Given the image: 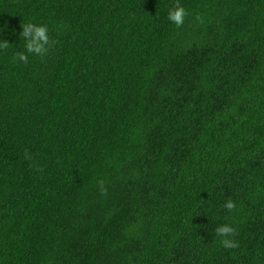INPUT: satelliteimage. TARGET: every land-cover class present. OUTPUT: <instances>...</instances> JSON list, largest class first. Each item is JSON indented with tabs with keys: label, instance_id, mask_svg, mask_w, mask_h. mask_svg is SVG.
<instances>
[{
	"label": "trees",
	"instance_id": "16d2710c",
	"mask_svg": "<svg viewBox=\"0 0 264 264\" xmlns=\"http://www.w3.org/2000/svg\"><path fill=\"white\" fill-rule=\"evenodd\" d=\"M176 3L0 0V264H264V0Z\"/></svg>",
	"mask_w": 264,
	"mask_h": 264
},
{
	"label": "clouds",
	"instance_id": "9594fccd",
	"mask_svg": "<svg viewBox=\"0 0 264 264\" xmlns=\"http://www.w3.org/2000/svg\"><path fill=\"white\" fill-rule=\"evenodd\" d=\"M187 14L185 8L179 3V0H177L175 7L169 9L167 20L174 26L181 27L185 22ZM19 37H22L24 40V51L15 54L14 62L27 64L30 56L43 57L52 46L47 25L27 23L23 26ZM4 47H7V44L0 43V48ZM221 207L226 212L231 213L236 208V203L232 200H226ZM235 232V227L227 223L218 225L215 228L217 242L224 249L237 248L239 245L233 239Z\"/></svg>",
	"mask_w": 264,
	"mask_h": 264
}]
</instances>
